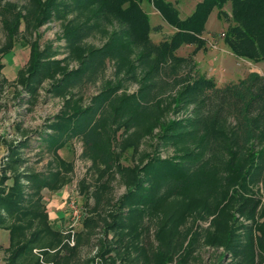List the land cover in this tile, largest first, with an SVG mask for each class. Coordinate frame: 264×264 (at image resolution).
<instances>
[{
  "label": "trees",
  "instance_id": "1",
  "mask_svg": "<svg viewBox=\"0 0 264 264\" xmlns=\"http://www.w3.org/2000/svg\"><path fill=\"white\" fill-rule=\"evenodd\" d=\"M19 1L0 0V57L19 38L28 54L14 83L28 104L41 89L58 98L59 108L26 131L31 136L0 135V228L8 238L0 264H69L81 232L94 228L98 246L77 264H188L200 244L222 248L225 264H264V207L253 189L264 185V75L249 70L217 85L193 58L205 48L202 33L216 8L228 23L223 42L232 54L264 62V0H200L183 18L170 1L146 0L173 29L158 42L149 37L158 27H150L142 0ZM51 20L59 22L61 48L37 41V29ZM96 32L103 41L86 44ZM184 44L195 47L176 55ZM61 50L66 55L56 58ZM130 83L136 86L126 91ZM74 139L94 175L78 183L92 205L70 245L69 234L50 222L42 190L69 181L72 162L58 150ZM144 139L149 150L139 151ZM28 147L46 157L42 170L25 164ZM129 149L131 163L124 165ZM113 180L123 186L114 200ZM148 225L154 243L147 247Z\"/></svg>",
  "mask_w": 264,
  "mask_h": 264
},
{
  "label": "rangeland",
  "instance_id": "2",
  "mask_svg": "<svg viewBox=\"0 0 264 264\" xmlns=\"http://www.w3.org/2000/svg\"><path fill=\"white\" fill-rule=\"evenodd\" d=\"M16 1L21 4L22 1ZM174 4L178 10L179 17L183 18L191 13L195 5L200 0H167ZM141 8L147 14L150 27L157 26V30H150L149 37L151 41L158 42L159 40L167 37L173 32V29L168 26L160 17L158 12L151 6L146 0H142L140 3ZM224 10L230 14V2L224 4ZM227 21L224 18H219L217 15V9H213L209 14L205 24V30L202 33V37L205 38L206 44L204 49H200L193 56L196 61V69L200 74H204L207 77L213 78L217 85H223L231 81H236L239 78L245 76L249 70L258 71L264 75V62H253L247 58L237 57L232 54L227 45L223 42V31L227 26ZM20 33L23 34L22 25L19 27ZM38 43L42 46L46 41L52 42L53 46H63V40L56 38L60 33L59 22L51 20L42 24L38 29ZM26 37L33 38V33L30 36L25 34ZM3 33L0 27V44L3 41ZM104 39V36L100 33H93L86 39L88 45H98ZM195 45L184 44L175 50L176 55L185 56L191 53ZM28 48L25 44H22L18 40L14 43L11 50L5 55L0 57V62L3 64L0 69V135L12 141L20 136H23L22 131L28 132L42 124L46 116L51 115L59 108V101L56 97H50L45 94L41 89L38 90L39 95L36 100L28 104L25 101V94L20 90V87L14 83L15 75L19 68H21L27 60ZM66 55V52L60 51L55 55L56 58H61ZM72 61L68 65H72ZM111 66L108 64L106 68V75H109ZM45 84V81L42 82ZM134 83H130L125 87L126 91H132L135 88ZM94 86H88L86 92L93 91ZM19 91V92H18ZM16 94H18L16 96ZM171 115V114H170ZM19 125L16 128V125ZM155 130V129H154ZM26 132V136L31 134ZM139 151L149 150L147 146V139H144L138 146ZM81 144L78 140H71L65 146L58 150V154L65 160L72 162V172L69 181L64 184L60 189L54 192H47L42 190V201L44 205H49V202L53 199L57 201L56 210H58L59 216H53L51 210H47L49 214V220L53 227L59 229L63 233H68V224L70 223V213L67 206V202L72 197L76 203L78 209H80L79 218L76 224L73 226V231H82L81 220L82 217L87 214V205H92V198L88 192H79L78 183L81 179L85 178L89 183L92 180L93 172L89 171L88 160L83 159L80 156ZM5 153V146L0 142V160ZM23 157L26 159L25 164L34 170H42L45 165L46 157H40L37 148H23ZM163 154V153H162ZM131 150H127L123 153L121 162L124 165L131 163L132 158ZM111 190L109 191L110 197L114 200L123 191V186L120 185L118 180H113L110 183ZM89 189V188H88ZM258 196H260V207H264V185L258 184L253 186ZM48 207V206H46ZM49 208V207H48ZM239 216V219L243 222H249L243 216ZM263 218V217H262ZM262 218L259 220L261 221ZM201 226L206 227L208 221H199ZM0 235L4 236L0 240V262L6 256L5 248L7 242L5 240V231H1ZM152 227L148 225L147 234H145L143 243L148 247L153 244ZM101 232L99 228H94L90 233L84 231L81 232L80 240L77 244L75 255L69 260V264H77L83 262L85 259L93 255L98 246V238ZM67 240V238H64ZM65 253V251H62ZM222 248H212L198 245L196 255L197 259L192 260L188 264H225L229 261L228 256H223L220 259ZM219 259V260H218ZM97 261V260H96ZM94 264V263H92ZM108 264V263H100Z\"/></svg>",
  "mask_w": 264,
  "mask_h": 264
},
{
  "label": "built area",
  "instance_id": "3",
  "mask_svg": "<svg viewBox=\"0 0 264 264\" xmlns=\"http://www.w3.org/2000/svg\"><path fill=\"white\" fill-rule=\"evenodd\" d=\"M67 206L69 208V213H70V223L68 224V229H67V231L69 232V238L67 241L71 245L72 244L73 226L78 221L80 209L77 208L76 203L72 197L69 198V200L67 202Z\"/></svg>",
  "mask_w": 264,
  "mask_h": 264
},
{
  "label": "crops",
  "instance_id": "4",
  "mask_svg": "<svg viewBox=\"0 0 264 264\" xmlns=\"http://www.w3.org/2000/svg\"><path fill=\"white\" fill-rule=\"evenodd\" d=\"M152 6V5H151ZM47 191V190H46ZM47 192H49V191H47ZM57 204V201H55V200H51L50 202H49V205H45V209H46V211L47 210H51L52 212H53V216L55 217V216H59V211L58 210H56V205ZM46 206H48V207H46ZM47 213H48V211H47ZM48 217H49V214H48ZM2 229V228H1ZM2 231V233H3V231H5V240H6V242L8 243V238H7V231L5 230V229H2L1 230ZM4 234V233H3ZM3 234H2V236L0 235V240L1 239H3L4 238V236H3Z\"/></svg>",
  "mask_w": 264,
  "mask_h": 264
}]
</instances>
